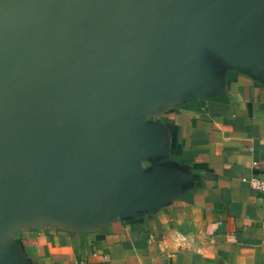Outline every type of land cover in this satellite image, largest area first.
<instances>
[{
	"label": "water",
	"instance_id": "water-1",
	"mask_svg": "<svg viewBox=\"0 0 264 264\" xmlns=\"http://www.w3.org/2000/svg\"><path fill=\"white\" fill-rule=\"evenodd\" d=\"M251 0H0V224L83 222L146 191L133 112L200 87L195 42L260 69Z\"/></svg>",
	"mask_w": 264,
	"mask_h": 264
},
{
	"label": "crops",
	"instance_id": "crops-1",
	"mask_svg": "<svg viewBox=\"0 0 264 264\" xmlns=\"http://www.w3.org/2000/svg\"><path fill=\"white\" fill-rule=\"evenodd\" d=\"M252 20L264 41V0ZM207 76L189 92H152L134 110L153 148L130 206L75 222L49 212L0 224V264H264V62L253 69L203 40Z\"/></svg>",
	"mask_w": 264,
	"mask_h": 264
},
{
	"label": "built area",
	"instance_id": "built-area-1",
	"mask_svg": "<svg viewBox=\"0 0 264 264\" xmlns=\"http://www.w3.org/2000/svg\"><path fill=\"white\" fill-rule=\"evenodd\" d=\"M249 185L252 188L259 190V191L264 193V180H259L256 178H250L249 179Z\"/></svg>",
	"mask_w": 264,
	"mask_h": 264
}]
</instances>
